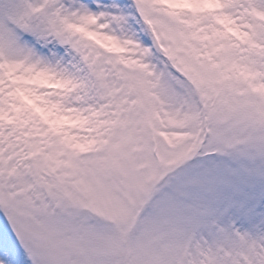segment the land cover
<instances>
[{
	"label": "rangeland",
	"instance_id": "1",
	"mask_svg": "<svg viewBox=\"0 0 264 264\" xmlns=\"http://www.w3.org/2000/svg\"><path fill=\"white\" fill-rule=\"evenodd\" d=\"M167 2L211 11L68 19L80 87L66 104L86 119L60 135L0 125V202L29 216L48 264H264L256 233L232 230L218 202L264 194V0ZM222 17L227 64L212 40Z\"/></svg>",
	"mask_w": 264,
	"mask_h": 264
},
{
	"label": "snow or ice",
	"instance_id": "2",
	"mask_svg": "<svg viewBox=\"0 0 264 264\" xmlns=\"http://www.w3.org/2000/svg\"><path fill=\"white\" fill-rule=\"evenodd\" d=\"M140 11L145 16L157 11L179 20L185 15L200 18L211 8L167 0L147 8L143 0H0V125L26 127L38 122L60 135L56 125H70L74 117L86 119L66 104V93L80 85L65 66V60L75 59V53L66 43L64 25L77 16L89 22L94 14L132 13L136 19L129 22L136 27ZM230 22V17L219 18L223 31L212 37L219 45L216 51L222 64L234 55L232 45L224 43L234 31L227 28ZM140 39L144 45L152 44L147 35ZM49 43L58 45L50 56ZM49 80L55 83L48 93L42 92L40 86ZM218 202L230 218L232 230L240 231L236 227L240 225L249 234L255 232V238L264 244V194L249 199L221 191ZM0 264H48L41 236L29 216L11 201L0 202Z\"/></svg>",
	"mask_w": 264,
	"mask_h": 264
},
{
	"label": "bare ground",
	"instance_id": "3",
	"mask_svg": "<svg viewBox=\"0 0 264 264\" xmlns=\"http://www.w3.org/2000/svg\"><path fill=\"white\" fill-rule=\"evenodd\" d=\"M96 17L98 18V15L94 14V15L91 16V19H92V18L94 19V18H96Z\"/></svg>",
	"mask_w": 264,
	"mask_h": 264
}]
</instances>
